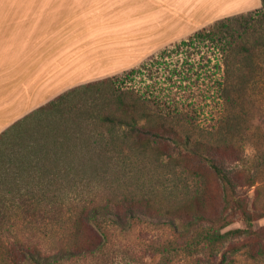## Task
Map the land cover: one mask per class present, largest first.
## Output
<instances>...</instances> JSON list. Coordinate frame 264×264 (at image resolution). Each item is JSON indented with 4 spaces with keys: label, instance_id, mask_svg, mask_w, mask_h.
Listing matches in <instances>:
<instances>
[{
    "label": "trees",
    "instance_id": "obj_1",
    "mask_svg": "<svg viewBox=\"0 0 264 264\" xmlns=\"http://www.w3.org/2000/svg\"><path fill=\"white\" fill-rule=\"evenodd\" d=\"M261 3L258 9L216 20L179 45L187 46L190 54L191 49H199L218 56L212 76L222 72L215 80L220 109L205 123L197 113L171 109L167 99L157 100L151 90L156 83L149 82L155 72L149 73V79L140 75L148 66L145 63L124 71L122 86L117 84L120 77L111 76L73 87L0 133V264H43L40 246L31 237L20 239L19 233L21 226L32 232L48 213L57 214L55 220L60 221L69 210L66 241L58 254L71 257L99 248L100 218L108 214L122 225L124 206L131 217L137 209L166 210L174 216L170 224L176 226L183 219L188 230L214 221L206 216L209 186L205 177L210 172L223 185L224 201L243 206L237 198L238 187L254 185L258 179L237 172L251 140L264 164V138L258 136L264 100H259L261 106L255 101L264 99V0ZM189 60L182 64L188 65ZM168 67L170 79L183 71L177 64ZM249 108L260 112L258 120ZM122 159L148 161L154 167L152 173L149 167L143 172V185L135 187L140 193L122 195ZM166 175L172 180L171 198L163 204L153 193ZM84 177L107 180L110 199L96 205L63 199L65 189ZM243 213L253 228V214ZM203 230L201 241L210 250L209 263L203 264H210V259L215 264L218 246L231 235L250 232L248 228ZM11 232L15 239L8 241L5 237ZM246 252L252 264L264 263V250ZM235 263L236 258L225 253L218 262Z\"/></svg>",
    "mask_w": 264,
    "mask_h": 264
},
{
    "label": "rangeland",
    "instance_id": "obj_2",
    "mask_svg": "<svg viewBox=\"0 0 264 264\" xmlns=\"http://www.w3.org/2000/svg\"><path fill=\"white\" fill-rule=\"evenodd\" d=\"M243 1L239 0V4ZM246 1L251 6L257 5L259 2V0ZM261 5L237 14L258 9ZM239 6L242 7V5ZM208 11V18H213L214 12L212 10ZM214 22V20L204 19V21H199L197 24H192L189 35L168 40L164 46L160 45L159 50L137 66L139 69L147 63L148 66H145L142 69V74H140L141 77L144 76V79H149V73L155 72L154 75L151 74L153 79H150L149 82L156 83L151 90L155 91L157 100L167 99V105H171V109L180 107L185 112L197 113L200 115L202 123H205L207 118L216 115L220 109V98L217 94L215 80L222 77V72L212 76L216 69L215 64L218 62V56H215L211 50L209 52L203 50L199 52V49H191L193 54H190V49L187 46L179 47V45L197 30L204 27L209 28ZM163 55H166V57H162ZM187 59H190L189 62L193 63L194 66L191 67L190 63L188 65L186 63L182 64ZM169 63L177 64L178 68L182 67L181 75L179 73L175 74L170 79L172 66L169 68ZM150 66L152 67L149 69ZM122 74L123 72L114 75L120 77V81H117L119 86H122ZM259 100L264 99L260 97L255 99L257 105L261 106ZM249 112L257 120L259 113H262V116L259 117V124H262V128L258 136L263 140L264 110L256 113L253 108H249ZM253 143V140H251L246 145L245 160L240 163L237 169L240 175L250 173L257 175L258 178L254 185L242 183L238 187L237 198L243 206L236 203L227 204L224 201L221 181L211 172L206 175L205 180L209 186L206 195V208L208 209L206 216L214 221H207L197 228L188 230L185 225L186 221L183 219H178L176 226L170 224L169 221L174 216L166 213V210L152 212L142 208L137 209L135 216L131 217L128 207L124 206L122 207V225L115 224L113 216L108 214L100 218L101 228H99V233L102 235V244L99 248L71 257L58 254L61 252V246L66 241L65 218L69 215V210H67L62 214L63 216H60V221L55 220V217H58L57 214L48 213L37 226H34L32 232L21 226L23 231L19 233L21 235L20 239L27 240L28 237H31L40 246L44 254L43 264H203L209 263L210 257V250L206 249L201 241L203 239V233H201L204 231L203 229H220L221 232H226L238 228H248L249 233L233 234L218 246L215 264H218L224 253L231 259L236 258L235 264H246L248 262L252 264L246 251L251 249L254 253H258V251L264 250V164L259 159V153ZM148 167L151 168L152 173L154 167L148 161L142 163L140 160L131 162V160L122 159V185H120L122 195L133 193V191L140 193L139 189L136 188L143 185V181L146 179L143 172H148ZM113 178L110 177L111 180ZM148 182L147 186L150 184ZM153 183L157 184V180ZM160 183L161 188L154 187L153 194L158 202L167 204L171 198L172 180L169 175H166ZM62 195L63 199L70 203L80 201L96 205L99 202L105 203L110 199L109 196L112 195V190L108 189L107 180H94V178L87 179V177H84L72 182ZM243 210L253 214V228L248 227L244 220ZM19 234L16 235L19 237ZM14 235V232L7 233L5 239L13 241L15 239ZM53 256L56 258H53ZM211 261L212 259H210V264ZM258 264L264 263L260 262Z\"/></svg>",
    "mask_w": 264,
    "mask_h": 264
},
{
    "label": "crops",
    "instance_id": "obj_3",
    "mask_svg": "<svg viewBox=\"0 0 264 264\" xmlns=\"http://www.w3.org/2000/svg\"><path fill=\"white\" fill-rule=\"evenodd\" d=\"M246 2L0 0V133L73 87L137 67L194 23L262 4Z\"/></svg>",
    "mask_w": 264,
    "mask_h": 264
}]
</instances>
